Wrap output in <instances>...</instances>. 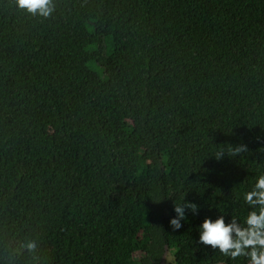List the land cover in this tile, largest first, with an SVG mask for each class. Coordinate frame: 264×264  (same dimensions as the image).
<instances>
[{"label": "trees", "instance_id": "trees-1", "mask_svg": "<svg viewBox=\"0 0 264 264\" xmlns=\"http://www.w3.org/2000/svg\"><path fill=\"white\" fill-rule=\"evenodd\" d=\"M52 3L0 0V264H249L199 226L259 212L264 0Z\"/></svg>", "mask_w": 264, "mask_h": 264}, {"label": "clouds", "instance_id": "clouds-1", "mask_svg": "<svg viewBox=\"0 0 264 264\" xmlns=\"http://www.w3.org/2000/svg\"><path fill=\"white\" fill-rule=\"evenodd\" d=\"M16 4L20 9L44 18H48L55 10L52 0H16ZM246 147L239 145L233 154L246 150ZM244 200L249 205H259L258 213L251 211L244 219L246 226L241 227L235 218L228 224H225L223 216H219L215 221L205 218L199 226L201 229L199 242L219 249L221 254L231 259L245 256L249 258V264H264V175L258 178L254 190L245 194ZM185 208L193 213L197 211V205L194 203L175 205L174 211L177 215L169 222L173 231H178L182 227L181 220L186 219ZM21 247L33 252L36 243L30 241Z\"/></svg>", "mask_w": 264, "mask_h": 264}, {"label": "rangeland", "instance_id": "rangeland-1", "mask_svg": "<svg viewBox=\"0 0 264 264\" xmlns=\"http://www.w3.org/2000/svg\"><path fill=\"white\" fill-rule=\"evenodd\" d=\"M189 253L190 246L184 241L175 247L166 246L160 264H183L189 259Z\"/></svg>", "mask_w": 264, "mask_h": 264}, {"label": "flooded vegetation", "instance_id": "flooded-vegetation-1", "mask_svg": "<svg viewBox=\"0 0 264 264\" xmlns=\"http://www.w3.org/2000/svg\"><path fill=\"white\" fill-rule=\"evenodd\" d=\"M152 259H153L152 261H154V259H155V258H152ZM157 261H158V263H157V264H160V263L162 262L161 258H160V259H158Z\"/></svg>", "mask_w": 264, "mask_h": 264}]
</instances>
